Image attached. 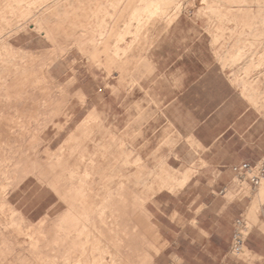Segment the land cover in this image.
<instances>
[{
  "label": "rangeland",
  "instance_id": "obj_1",
  "mask_svg": "<svg viewBox=\"0 0 264 264\" xmlns=\"http://www.w3.org/2000/svg\"><path fill=\"white\" fill-rule=\"evenodd\" d=\"M218 1L222 9H234V5L229 6V0ZM129 2L102 0L103 9L93 16L94 23L104 22L103 31L93 36L96 44L111 35L113 25ZM182 2V11L192 8L173 26L174 32L162 53L164 58L171 64L179 54H203L206 62L217 60L221 63L205 32L206 22L195 18L199 8L210 13L217 11L212 10L213 5L198 6L193 0ZM201 3L206 2L202 0ZM13 6L0 17V33L21 18L20 14L13 13ZM32 24L28 23L25 31L9 37L6 41L9 47L0 49V54L7 57V62L0 65V159L13 157L3 144L18 149L21 155L33 148L37 152L34 159L38 170L8 192V206L0 214V223L10 216L11 208L34 224L45 217L56 223L65 215V222H73L81 218L79 213L83 220H90L94 216L89 215L101 208L109 195L122 192L139 202L137 208L149 214V223L159 232L160 240L168 241L166 250L159 253L146 245H138V250L148 257L153 256L150 264L208 262L210 257L202 253L204 237L195 226L197 221L199 228L207 230L214 225L229 229L230 223L233 226L241 218L251 225L257 224L259 208L256 207L252 215L250 210L245 211L248 198L257 200L255 188L245 177L232 172L235 165L222 167L205 163L198 145L189 140L186 148L177 151L181 155H176L180 143L159 108L163 83L157 82L154 63L150 61L149 67L139 72L127 71L128 78L123 79L119 67L107 70L105 58H102L104 65L90 62L95 47L81 44L60 50L48 38L36 34ZM165 35L156 38L155 46ZM131 41L132 38H128L119 48L126 49ZM225 42L229 46L233 43L226 39L219 45ZM259 46L258 42L253 53L260 51ZM247 51L252 50L248 48ZM17 57L24 62L14 61ZM261 59L264 61V56ZM17 65L29 75L30 71H38L44 65L49 84L41 83L37 77L24 76L20 79L29 86L25 90L29 93L17 100L13 96L3 98V83L14 78L12 72ZM167 67L162 61L160 70ZM225 69L231 74L234 68ZM252 74L253 78L257 77V88L264 93V63ZM45 90L50 94L47 99ZM253 109L264 116V111ZM253 120H258L255 114ZM62 148L64 152L59 153ZM84 153L93 155L87 179L83 178ZM135 161L137 163L132 165ZM6 165L1 162L0 170ZM186 175L188 181L182 187L173 192L168 190V186H175ZM9 242L15 245L17 252L12 257L1 256L0 264L35 262L24 237L9 238ZM63 251L56 245V259L63 256ZM244 251L243 246L241 257L246 256ZM123 255L132 257L134 253L123 252Z\"/></svg>",
  "mask_w": 264,
  "mask_h": 264
},
{
  "label": "bare ground",
  "instance_id": "obj_2",
  "mask_svg": "<svg viewBox=\"0 0 264 264\" xmlns=\"http://www.w3.org/2000/svg\"><path fill=\"white\" fill-rule=\"evenodd\" d=\"M11 5H14L13 13L20 14L21 18L0 33V49L9 47L7 39L25 31L23 29L27 24L33 22L34 32L51 40L55 48L61 50L73 46L80 47L81 44L95 47L90 62L100 66L103 63L102 58H105L107 70L112 66L119 67L123 79L128 78L127 71L132 70L140 56L150 48L158 35L183 8L182 0H130L113 25L111 35L96 44L93 36L103 31L101 29L104 22L101 20L94 23L93 16L103 9L102 0H0V17ZM227 12L228 9L225 14ZM128 38H132V41L127 44L126 49L119 48ZM80 39H83L82 42ZM133 51L136 52L132 54ZM6 52L9 54L10 51ZM27 55L26 53L25 56ZM6 59L7 57L0 54V65L5 64ZM13 60L24 62L18 57ZM44 68L42 65L38 71H30L29 75V72L17 65L12 72L14 78L3 83V98L13 96L17 100L22 94L29 93L25 91L29 86L20 79L24 76L29 75L31 79L37 77V80L40 78L41 83L48 85ZM46 90L44 96L47 99L50 94ZM2 146L9 148L13 157L5 156L6 159H0V163H7L6 167L0 170V214L8 206V192L21 184L24 177L38 170L37 161L34 159L37 154L35 149H27L21 155L22 152L14 147L6 144ZM63 152V148L59 150V153ZM82 159L86 161L83 178L87 179L90 173L88 164L92 162L93 155L84 153ZM136 163L137 161L131 164ZM187 179L186 175L175 186H168V190L173 192L182 187ZM138 203L120 192L115 196L109 195L101 204V208L95 209L93 214L89 215L94 216L90 220H83L79 213L81 218L73 222H65V215L59 223H52L45 217L37 224L25 220L21 212L11 208L10 216L0 223V257L15 256L17 250L15 245L9 242V238L24 237L31 259L35 260L29 264H61V261L62 264H150L153 256L148 257L138 250V245H146L159 253L166 250L168 241L160 240L159 232L149 223V214L144 209H138ZM56 245L59 250H64L60 259H56ZM123 252L134 255L127 257Z\"/></svg>",
  "mask_w": 264,
  "mask_h": 264
},
{
  "label": "crops",
  "instance_id": "obj_3",
  "mask_svg": "<svg viewBox=\"0 0 264 264\" xmlns=\"http://www.w3.org/2000/svg\"><path fill=\"white\" fill-rule=\"evenodd\" d=\"M193 1L198 6L213 5L212 10L217 11L210 13L199 8L195 18L206 22L205 32L211 38V46L215 48L222 65L217 60L206 62L203 54H179L171 64L168 58H164L162 53L167 47L169 36L174 32L172 28L188 14L192 8L188 7L161 33L167 35L156 46L154 41L140 56L131 71L139 72L141 68L149 67L150 61L152 65L154 63L157 82L163 83L162 98L158 99L161 102L159 108L180 143L176 148L178 157L181 155L179 150L186 148L189 140L198 145L203 159H206L204 162L212 166L230 167L246 161H262L264 116L253 108L264 111V93L257 88V77L253 78L252 73L264 63L261 59L264 56V0H229V6L234 5V9L228 8L229 13L226 14L218 0H203L206 3H201L202 0ZM226 39L233 43L230 46L226 42L219 45ZM258 42L261 49L253 53V47ZM248 48L252 51H247ZM162 61L169 67L164 71L160 70ZM228 66L234 68L231 74L225 69ZM254 114L258 119L256 121L253 120ZM245 182L249 184L247 180ZM263 182L264 179L255 188L257 200H246L245 211L250 210V215L256 207L259 208L257 224L251 225L241 218L246 256L241 257L242 253L236 255L232 251L239 219L233 226L230 223L229 229L214 225L210 230L199 228L200 223L197 221L195 226L205 238L202 240V253L210 257L208 262L202 264H264Z\"/></svg>",
  "mask_w": 264,
  "mask_h": 264
},
{
  "label": "built area",
  "instance_id": "obj_4",
  "mask_svg": "<svg viewBox=\"0 0 264 264\" xmlns=\"http://www.w3.org/2000/svg\"><path fill=\"white\" fill-rule=\"evenodd\" d=\"M231 170L235 175L245 177L253 188H257L264 179V159L259 164L255 165L241 163L233 166ZM236 224L237 230L233 237L232 251L234 254L238 255L241 253L242 247L244 246V234L241 231L243 227L242 219H239Z\"/></svg>",
  "mask_w": 264,
  "mask_h": 264
}]
</instances>
